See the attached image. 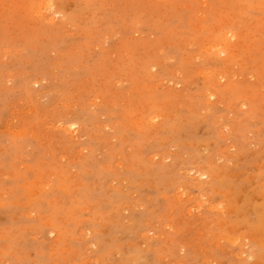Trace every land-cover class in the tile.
Segmentation results:
<instances>
[{
	"label": "rangeland",
	"instance_id": "rangeland-1",
	"mask_svg": "<svg viewBox=\"0 0 264 264\" xmlns=\"http://www.w3.org/2000/svg\"><path fill=\"white\" fill-rule=\"evenodd\" d=\"M0 264H264V0H0Z\"/></svg>",
	"mask_w": 264,
	"mask_h": 264
},
{
	"label": "snow or ice",
	"instance_id": "snow-or-ice-1",
	"mask_svg": "<svg viewBox=\"0 0 264 264\" xmlns=\"http://www.w3.org/2000/svg\"><path fill=\"white\" fill-rule=\"evenodd\" d=\"M49 7H51V6H49Z\"/></svg>",
	"mask_w": 264,
	"mask_h": 264
}]
</instances>
